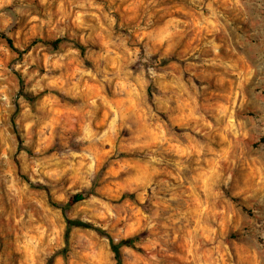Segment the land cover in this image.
I'll return each instance as SVG.
<instances>
[{"label":"clouds","instance_id":"obj_1","mask_svg":"<svg viewBox=\"0 0 264 264\" xmlns=\"http://www.w3.org/2000/svg\"><path fill=\"white\" fill-rule=\"evenodd\" d=\"M21 4L0 0V17H10L21 30L31 24V31L41 36L36 47L53 53L45 61V87L55 97L54 106L65 111L52 118L47 105H38L37 114L25 109L30 118L21 125V138L31 139L34 129L38 138L18 148L21 168L14 171L17 176L28 173V179L0 184V264H86L89 257L95 258L91 242L76 246L70 210L59 228L35 227L31 213L24 219L22 197L51 185L52 194L59 193L61 208L71 205L76 195L102 203L92 182L99 165L77 167L73 159L81 157L85 147L77 126L90 124L88 112L96 109L91 87L103 90L105 82L117 92L121 82L127 83L133 107L144 116L146 128L155 130L154 141L147 133L144 143L136 138L132 147L141 151L132 159L144 161L154 172L171 169L167 175L176 183L160 181L172 193L169 201L198 204L197 228L186 237L196 242L190 248L192 264H264V0ZM177 4L180 15L174 14ZM193 34L196 43H186ZM4 35L11 39V29ZM6 43L0 39V47ZM58 51L63 55L57 57ZM53 69H60L58 76ZM229 84L232 90L225 103L209 102V93L227 91ZM56 88L59 92L52 91ZM0 99L7 103V96ZM111 139L105 136L102 143ZM169 145L182 150L172 155ZM3 160L10 164L6 155ZM69 170L72 183L57 187L54 182ZM77 182L80 186L74 188ZM9 206L12 211H7ZM93 217L97 228L114 226L112 211L95 212ZM182 218H187L184 213L176 220L168 216L172 223L158 232L159 247L153 244L157 251L150 254L155 264H168V229ZM154 220L150 218V225Z\"/></svg>","mask_w":264,"mask_h":264},{"label":"rangeland","instance_id":"obj_2","mask_svg":"<svg viewBox=\"0 0 264 264\" xmlns=\"http://www.w3.org/2000/svg\"><path fill=\"white\" fill-rule=\"evenodd\" d=\"M14 3L23 7L21 0H14ZM174 14H181L178 4ZM31 28L32 25L27 24L21 30L20 25L14 24L10 17H0V39L6 40L1 34L4 35L11 29V42L17 49H12L8 43L0 47V88L4 89L0 96L8 98L6 104L0 99V184L28 179V173L17 176L14 171L21 168L18 148L27 147L38 138V131L35 129L31 139L27 136L21 138V125L26 118H30L25 109L37 114L38 105H47L52 109L48 112V116L52 118L63 115L65 111L63 108L54 106L55 97H50L49 88L45 87L47 80L45 61L51 59L53 53L36 47L41 36L33 33ZM186 43L195 44V34ZM55 55L62 56L63 52L58 51ZM56 62L59 63L58 60ZM59 71L60 69H53V73L57 76ZM88 85H92V82L89 81ZM88 85L85 87L87 88ZM119 88L120 91L117 92L115 87L109 86L107 82L103 90L99 85H92L91 93L97 98L95 111L88 112L91 123L87 126H77L79 135L82 137L81 142L85 147L81 149L82 156L73 159V163L77 167L81 163L85 167L99 165L98 177L92 182L94 191L99 189L95 194L102 203H89L81 199L72 202L71 205H65L67 206L65 209V206L61 208L62 202L57 199L59 193L53 195L49 185L42 190L34 191L31 197L28 195L22 197L24 219L27 220L28 214L31 213L36 218L35 227L42 225L44 229L59 228L66 219L64 213L70 210V214L75 217L73 220L86 222L96 227L93 213L112 211L114 226L98 228L103 231L102 233L95 230L97 227L76 226L71 230L78 248L87 247L91 242L95 258L89 257L86 264H113L114 252L111 250L109 239H112L114 243L124 239L132 240L130 245L119 247V264H155L151 261L150 254H155L159 247L158 232L164 231L163 225L172 223L167 219L168 216L171 215L173 220H176L180 213H184L187 218L179 219L173 228L168 229V236L172 243L165 259L168 264H192L190 248L194 247L196 242L195 240L189 242L186 237L190 231L197 228L198 204L195 201L189 204L186 200L169 201L168 198L172 193L166 190L160 181L166 180L172 185L176 183L172 176L167 175L171 169L154 172L144 161L132 159L133 153L141 151L139 147H132L136 143V138L139 136L144 143L146 141L143 133H147L148 138L154 141L156 133L155 130L146 128L144 116L133 107L129 99L130 93L126 90L127 83L121 82ZM231 90L232 86L229 84L227 91L209 93L212 98L209 102H215L217 106L225 103ZM52 91L59 92V89H52ZM17 133L21 141L20 146ZM105 136L112 137L109 143H102ZM169 147L174 148L172 155L182 150L178 146L169 145ZM89 148L91 151L88 150ZM4 155L8 157L10 164L4 162ZM28 155L32 156V151H29ZM9 171L13 172L12 176L7 175ZM149 177L151 183H149ZM44 179L47 181L48 178L44 177ZM54 183L57 187L61 184L64 187L71 184V170L64 172L60 180ZM18 186L22 187V183ZM79 186V182L73 185L74 188ZM7 211H12V206H9ZM45 212H47L46 216ZM116 215L119 216L118 220L115 219ZM152 217H155V220L150 225ZM180 228L182 231L174 230ZM92 232H95V235H92ZM153 244H156L157 248H154ZM196 251L199 252L201 249L197 248Z\"/></svg>","mask_w":264,"mask_h":264},{"label":"trees","instance_id":"obj_3","mask_svg":"<svg viewBox=\"0 0 264 264\" xmlns=\"http://www.w3.org/2000/svg\"><path fill=\"white\" fill-rule=\"evenodd\" d=\"M1 36L7 40V43L10 45V47L12 49L17 50V49H15V47H13L11 39H9L7 36H5L3 34H1ZM17 139H18V143H19V146H20L21 141L19 139V134L18 133H17ZM81 199H82V197H80L79 195H76V196H73L72 202H75V201H78V200H81ZM67 206H65L64 209L67 208ZM70 223H72V224H74L76 226H79V227L96 228V227H92L91 225H89L86 222H82V221H78V220H71ZM95 230H98L101 233L103 232V231H101L98 228H96ZM131 243H132L131 239H124V240L119 241V246H118L116 243L113 242L112 239H109V244H110L111 250L114 252V254L116 256V264H119V262H120V259H119V247L122 246V245H130Z\"/></svg>","mask_w":264,"mask_h":264}]
</instances>
